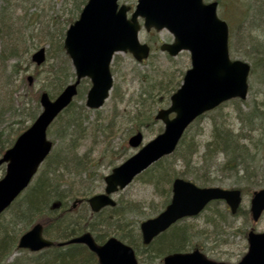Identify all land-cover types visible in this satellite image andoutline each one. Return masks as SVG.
Returning <instances> with one entry per match:
<instances>
[{"label": "rangeland", "instance_id": "rangeland-1", "mask_svg": "<svg viewBox=\"0 0 264 264\" xmlns=\"http://www.w3.org/2000/svg\"><path fill=\"white\" fill-rule=\"evenodd\" d=\"M212 1L219 3L217 14L228 24L229 38H231L230 57L250 65L246 99L228 101L217 110L203 115L189 129L180 151H177L173 158L166 159L158 168L150 167L112 198L120 206L118 222L122 220L126 232L133 236L137 235L141 221L154 217L163 210L170 198L168 181L171 182L175 177L185 178L199 187L241 190L242 201L236 215L231 216L223 202H215L198 217L185 219L171 229L173 230L171 234L185 231L186 239L182 240L181 237L177 239V242L182 240L180 243L184 250L191 251L197 248L212 261L237 264L247 251V232L251 228L257 232L264 231V213L256 224L251 222L248 213L252 193L264 188V66L258 62L259 49L254 50L255 48L251 47V45L258 47L260 44L264 45V17H259V12L254 15L256 0H204L205 3ZM84 2L85 0L10 1V10L7 12H10L12 17L8 18L6 24L12 27L9 31L20 50L16 59L9 60L5 64L3 71L7 76L11 66L17 61H20L21 67L25 69L12 76L9 83L5 81L3 75H0V108L8 103L12 111L11 114H5L3 124L10 125L12 132L22 125H28L30 122L24 123V119L27 118L29 111L33 112L36 108L35 102L27 96L29 88L35 93L46 92L54 98L65 85L73 81L74 77L69 79L67 77L59 86L58 82L52 79L53 75L47 71L46 61L48 54H54V57L56 56L54 61L63 62L70 75L74 76L69 59L63 49V53L59 51L57 45L63 43L67 28L72 21L77 20ZM136 2L137 0H119V4L127 5L132 10ZM2 3L4 1L0 0V9ZM250 5L253 7L249 12V19L246 17V11ZM249 37L252 38L250 43L246 39ZM139 41L151 47L150 56L144 63H137L128 53L114 55L110 65L113 89L100 109L89 110L85 107L86 93L79 94L73 100L69 110L71 113L82 112V118L79 120L81 132L74 134L72 139L67 137L62 141L57 133L59 123L55 122L47 135L48 140L53 143L51 152L53 155L60 149L73 145V153L90 162L88 174H83L82 180H87L84 181L83 186L88 187L91 194L102 193L104 190L102 178L135 152L129 149L126 143L134 130L142 131L143 143L162 130V124L153 121L148 124L147 129L144 128L142 124L136 122L137 115L146 118L152 113L154 117L159 109L167 108L170 96L179 87L184 72L189 68L190 60L187 52H182L174 58L160 52L161 44L173 42L172 35L166 30L146 33L142 28ZM52 43L56 45L52 46ZM40 48H44L46 60L36 71L30 58ZM27 61L30 65L26 63ZM50 62L52 63L53 60ZM60 68L63 70L64 66L60 64ZM34 72H38V79L33 78L29 86L27 77H33ZM89 87L90 83L83 81L78 90L88 91ZM114 89L120 93V99L115 101L112 99ZM22 109H25L23 114ZM113 116L116 118L114 132L111 139H106L107 121ZM213 128L218 138L213 137ZM226 134L230 139L224 138ZM221 143L231 145L230 152L222 151L224 146L220 147ZM214 146L220 147V151L217 150L215 154L208 156L207 148L213 151L211 147ZM189 153H191L190 157ZM41 169L42 166L39 171ZM3 173L4 166H1L0 176ZM159 174H161L160 178L158 177L160 181L157 183L155 181ZM163 174L169 180L166 181ZM69 178V181L75 180L73 176ZM68 187L62 185L61 190L68 193ZM25 195L26 191L20 198ZM64 201L67 202L65 208L73 202L71 199ZM125 204L134 205L135 210L122 208ZM80 206L74 209L75 213L80 211L78 210ZM12 207L2 215V221L6 225L4 227L0 225V237L6 234L9 236L6 264H29L27 261L36 257L27 252L16 251L15 248L18 236L30 226L11 216L14 209ZM170 238L171 236L162 241L157 239L154 246L147 251L139 250L143 253L142 258L151 259V264H160L162 257L168 253L165 251L168 250L167 241ZM124 241L127 242L126 239ZM159 250L165 253L158 255Z\"/></svg>", "mask_w": 264, "mask_h": 264}, {"label": "water", "instance_id": "water-1", "mask_svg": "<svg viewBox=\"0 0 264 264\" xmlns=\"http://www.w3.org/2000/svg\"><path fill=\"white\" fill-rule=\"evenodd\" d=\"M128 11L129 7H118L117 0H88L79 19L68 28L64 49L72 61L76 81L53 101L47 94H41V114L0 159V164L7 163L5 176L0 180V213L28 185L39 164L50 152L52 144L46 139V129L71 103L80 80L85 77L90 79L92 86L87 93L86 106L96 109L103 104L112 86L109 63L113 53L129 51L137 61L147 58L148 47L137 41L140 28L138 17L144 20L147 31L150 28L168 30L174 37V43L162 45L161 50L167 51L170 56L182 50L188 51L191 69L186 72L183 85L171 97V107L159 111L156 116L164 122V132L105 177V194L87 200L93 212L105 206H114L108 195L118 188L123 189L149 165L171 153L184 129L197 116L228 99L245 98L249 66L240 61H230L227 26L216 17V3L204 5L202 0H138L129 20L126 16ZM31 60L41 65L45 60L44 49L34 53ZM170 113H175L172 120H168ZM141 140V135L137 134L129 139L128 144L136 148ZM211 200H224L234 214L240 203V192L199 189L176 179L166 209L140 225L143 244H148L177 220L197 215ZM263 210L264 189L253 194L250 202L252 220L256 221ZM41 233V226L35 225L20 238L18 248L36 252L52 246V242L43 239ZM247 241L248 252L238 264H264V233L250 232ZM74 243L85 245L97 256L98 264H137L132 249L115 238L97 245L89 233H84L57 245ZM163 264L224 263L209 261L194 251L167 256Z\"/></svg>", "mask_w": 264, "mask_h": 264}, {"label": "trees", "instance_id": "trees-1", "mask_svg": "<svg viewBox=\"0 0 264 264\" xmlns=\"http://www.w3.org/2000/svg\"><path fill=\"white\" fill-rule=\"evenodd\" d=\"M3 1L4 3H2V7L0 9V75H3V78L6 79L5 81L9 83V80L12 76L18 74L19 71H25V69L21 67V62L17 61L16 64L11 66L7 76H5L3 71V68L5 70L6 67L5 64H7L9 60L16 59L15 57L18 55V51L20 50V47H18V45L15 44L12 39L14 36L9 31L12 27H10L9 24H6L9 21L8 18L12 17L10 12H7L10 10L11 0ZM257 2L258 4L256 9L259 12V17H264V0H257ZM249 8H251V6ZM246 12L247 16H249L248 10ZM246 39L249 41V43L252 40L251 37ZM51 45L55 46L56 44L52 43ZM57 47L59 51L63 53L62 44L58 43ZM251 47L255 48L254 50L259 49L258 54L260 56V60H258V62L260 65L264 66V45L260 44L259 47L258 45H251ZM55 58L56 56L54 57V54H48L46 61L48 66L47 71L53 75L52 79L58 82L60 86L62 81H64L67 77L68 79L73 77V75H70L68 68H65V64L63 62H55ZM50 60H53V62L51 63ZM26 63L30 65L29 61ZM60 64L64 66L63 70L60 68ZM35 70L38 71V68L35 67ZM38 75V72H34L33 78L38 79ZM27 96L32 98L36 104V108L33 112L29 111L27 113L28 116L26 119H24L22 116L24 123L33 120L39 110V92H32V89L29 88ZM119 97L120 93L117 92V89H114L112 94L113 101ZM11 112V107L8 103L5 104L3 108H0V155H2V153L12 144L14 138L26 128L23 127L24 125H22L21 127L23 128L19 129L17 132H12L10 125H6V123L3 124L5 121V114H11ZM23 112H25V109H22V114ZM82 115L83 114L81 111L71 113L70 110H66L64 114L57 118L56 122L59 123L57 133H59L58 135L60 140L65 141L67 137L72 139L73 135L79 131V120L82 118ZM137 116L138 118L136 119V122L144 126L148 121L151 120L152 113L147 115L146 118L139 114ZM115 119V116H113L112 119L107 121V127L105 128V131H107L108 135L106 138L112 135L113 131L109 130L114 129ZM227 135L228 134H226L224 138L228 139L229 137ZM222 145L224 146L222 151L229 152L231 145L228 143H221L220 147H222ZM73 147V145H68L47 159L43 169L40 171L33 185L29 189L28 194H26L23 200L19 202L12 210L13 217L17 218L19 222H26L25 225L27 226L32 225L33 222L36 221L41 223L44 227V235L54 242L64 241L81 234L82 232L89 231L99 242L104 241L105 237L113 235L118 236L121 238V240L126 239L129 244H132L134 247H136L138 237H136V235L131 236L126 232V228L122 223V220L118 222L120 218V208L104 209L98 214L90 213L84 204L80 206L78 209L80 211L76 213L65 208L67 202L64 201V199L74 200L78 199L79 197L83 198L91 195L89 188H85V186H83L84 181L87 180H82L83 174H88L90 162L87 161L86 158L76 156L72 151ZM220 147L214 146L212 148L214 149V152L210 151V148H207L206 154L208 156H212L215 154V151H220ZM191 153H189V157L191 156ZM188 163L189 162H187V164ZM68 176H73V179L75 180L73 181L71 179L72 181H69L70 178ZM160 176L161 174H159L157 178H160ZM159 178H155V182L159 183ZM164 178H166L165 175ZM62 185L69 186L68 193H65L64 190H61ZM54 202L60 204V210L56 211L50 208ZM122 208L126 210H135V206L131 204H125ZM1 225L3 226V224ZM3 229L7 230L6 228ZM166 236L160 238V241L166 238L169 239L171 236L170 240L167 241L169 244V251H186L183 249L180 243L182 240L186 239L185 231H177L172 234L170 232V234H168L167 237ZM178 237L182 238L180 242H177ZM8 240V234L0 237V264H6L8 257ZM161 247L162 245L160 244V248ZM158 252L162 251L159 250ZM35 257L36 258L33 260L31 258V260L27 262H29V264H97L95 257L89 253L85 247L80 245H72L65 248L64 250L52 248L36 255Z\"/></svg>", "mask_w": 264, "mask_h": 264}]
</instances>
